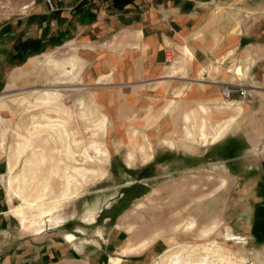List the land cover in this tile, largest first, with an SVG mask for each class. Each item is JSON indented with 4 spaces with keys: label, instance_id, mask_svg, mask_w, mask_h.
<instances>
[{
    "label": "rangeland",
    "instance_id": "rangeland-1",
    "mask_svg": "<svg viewBox=\"0 0 264 264\" xmlns=\"http://www.w3.org/2000/svg\"><path fill=\"white\" fill-rule=\"evenodd\" d=\"M34 1L0 0V20L3 23L10 24L13 20L20 17L22 30L27 33L25 29L31 24V16L36 11ZM227 3V10L223 12L225 13L224 19L228 21L232 32L240 33L243 41L240 49L234 51L236 56H234L233 60L231 58L233 62L228 64L225 60H219L216 66L224 62L225 66L223 67L225 70L219 68V72L214 71L213 73L215 74L212 75L206 73L202 77L184 74L185 72L183 71L185 70L183 67L186 66L185 62L178 64L177 69L175 68V75L171 79H166V81H170L169 95L162 97L158 101L159 104L163 102L164 105H168L163 107L162 110L170 107L166 114L162 113V110L158 111L159 113L157 112L158 115L154 113L152 101L148 97H146L147 101L145 100L142 106H138L137 102L132 100L135 98H130L131 95L129 94L132 92L129 91L130 85L121 87L112 79L102 82L91 81L88 77L90 68L83 61H81L75 81L64 85L54 83L58 72L52 70L46 65L47 63H43L45 56L51 54L55 60L59 61L63 60V58L77 57V46H74L77 42L69 43L67 41L62 44L60 41H56L60 44L46 49L41 44L36 45L33 40L31 41L24 37L20 44L23 51L19 52V48H17L16 52H11L14 57L17 55V59L13 58L8 62V74L2 86H0V160L5 159L8 164L11 162V165H15V169L9 171L18 177L26 168L25 161L31 156V153L36 150L40 153V156L47 155L48 161L46 159L38 164L35 178L31 181L33 183L30 184L24 195L32 196L37 191H44L45 188L43 186L47 185L49 190L46 191V194L51 199V197L61 193L64 186L58 175L52 174L50 177L49 171L53 169L59 173L66 166H71V164L73 166L76 165L75 167L80 166L76 163H71L66 158L67 156L64 155L61 145L58 142L55 143V140L46 133L34 136L31 139L33 146L17 161L14 152L17 150L19 143L22 142L21 136H29V132L34 130V123L42 121L44 116L57 117L54 112L50 111V107L39 105L37 98L42 92L55 91L62 94L63 100L66 99L63 102L67 101L68 107L75 114V119L72 121L71 119H66L65 124L77 140L85 141L86 143L93 140L91 138L93 124L84 121L82 113L85 112L91 117L92 112H96L98 109V113L107 114L109 118L107 121V132L104 135H99L100 137L97 136L96 139L100 140L99 142L105 145L114 157H111L112 161L110 160L111 163L106 167L108 176L105 181L102 182L98 179L99 181H95V183L97 182L96 184L84 187L85 189L83 190L86 193L84 196L87 197L107 196L109 202H111V210L117 208L115 211L116 215L126 208L121 214L128 212V215H130L127 229L126 227L124 228L126 231H130L132 237L130 243L132 244L128 241L127 244L129 243L130 246L125 249L140 247L139 244L146 241L142 247L133 253L131 252V254H127L125 257L120 254L113 256V258L120 257L122 264H127V261L135 262V264H144L142 262L150 252L155 255L152 262L149 263L153 264L159 256L172 247L201 245L208 244V242L221 244L225 241L233 245L232 255L236 259H246L247 264H264V244L250 243L243 246L242 243L227 240L226 235L229 232L227 230V233H225L227 226L235 227L240 219L234 215L231 217L232 212L227 211V219L225 221L221 220V226H219L220 222L218 219L213 220L204 227L199 226L195 218L188 220L190 217L188 214L196 212L197 206L195 204L198 201L201 202V195H206L207 190L210 191L208 193L209 196L218 192L216 189L221 184L222 179H226L227 185L218 196L216 195L215 198L209 200L211 213L214 215V212L217 213L218 211V198H220L221 209L225 199H229L230 204H232L233 196L236 195L239 189L238 184L236 185L234 181L239 177H247L248 168L245 162L243 163L245 160L243 155L250 148L247 136H250L251 132L257 134L261 131L264 134V0H228ZM32 57L38 58L42 63H33L31 65ZM172 57L173 55L169 56L170 61L168 62V66L171 68L176 66ZM155 82L150 81L147 89L154 85ZM195 85L196 87H193ZM207 85H212L217 89L218 97L215 99H204L202 102L199 99L198 105H207L210 111L225 114L216 118L207 114L206 119L209 121V126L212 128L216 127L221 121L227 120L230 116H236L237 120L233 130L227 134L228 136L216 150H208L210 152H208L206 162H203L201 156H203L204 150L207 148H200L199 151H172L161 145V140L166 138L164 137L165 132L161 131L165 130V126L159 129V124L163 119L170 118L172 114L174 124L172 130L176 132V136L180 137L179 139L184 138V126L182 123V126L176 125L178 122L176 119L192 109V103L187 101L186 104H183L178 101L180 98H184L185 95L187 96L190 87L197 89V95H201L202 91L200 89L204 88V86L207 87ZM98 87L104 88L108 92H115V90L121 92L122 90L124 94L121 98L123 102L120 104L122 112L118 115V122H124V128H119L118 125H115L113 116H109L111 111L113 113L116 110L114 105L112 106L113 109L109 111L106 106L101 105V107L96 105V103V106L93 104V94L97 91L95 88ZM227 88L232 91L230 98H225L223 95L224 90ZM175 91L177 92L176 94ZM178 91L181 92V95ZM192 91L189 94H195L196 96L194 89ZM69 98L72 99L67 100ZM173 99L178 100L171 106ZM128 101H130L128 103L129 107L126 108L124 106H126L125 104ZM229 101L240 103L243 111L237 114L238 111L236 110H228L224 102ZM105 110H108V112H105ZM133 119H136V121L140 120V122L144 123V125L147 124L149 127L145 129L141 125L142 127L139 126L140 128H137L138 123L133 121ZM135 128L142 135L145 134L142 137L143 140L141 139V142L143 141L142 144H145V140L152 143V129L160 130L154 138L155 142L153 141L154 143H152V145L154 144V159L147 164L143 163L140 158L134 164L129 165L127 163L129 149V146L126 145L127 136ZM44 141L48 145L44 144ZM263 146L264 137L259 144L254 146V149H261ZM182 147L188 149L187 143L181 142L179 148ZM219 151L223 154V160L215 161V153ZM256 153L259 154L258 151ZM259 155L264 156V154ZM237 156H240V158L236 160ZM78 159L79 163H82L84 158L78 157ZM97 166H100L99 159L87 165L88 168L91 167L93 169H97ZM126 166H129L128 169L133 173L128 178H123V174L127 170ZM222 166L224 168H221ZM48 178L49 180L46 182ZM215 186L217 187L213 189ZM122 194L125 195L123 198L121 197ZM18 197L21 198V201L17 198V202L22 204V197L19 195ZM186 197H193L194 206L192 211L190 209L186 212L185 207L181 206L183 199H186ZM230 204L229 206H231ZM129 205L130 207L127 209ZM28 213L31 216L34 214L33 211H27L26 215ZM192 221L196 222L197 229L190 233L185 229V225ZM213 223H216V229L208 238H202L201 231L203 228H207ZM236 231L238 230L235 228ZM135 245L137 247H134ZM106 262L109 264L108 259Z\"/></svg>",
    "mask_w": 264,
    "mask_h": 264
},
{
    "label": "crops",
    "instance_id": "crops-1",
    "mask_svg": "<svg viewBox=\"0 0 264 264\" xmlns=\"http://www.w3.org/2000/svg\"><path fill=\"white\" fill-rule=\"evenodd\" d=\"M227 2L228 0H35L36 11L31 16V24L25 29L27 33L22 30L20 17L10 24L0 20V86L7 77L8 62L17 57L11 55V52H16L17 48L19 52L23 51L20 44L24 37L46 49L67 41L77 42L74 45L78 51L75 57L90 68L88 77L91 81L112 79L121 87L130 85V98H135L132 100L138 106H142L148 97L152 101L154 113L160 112L163 107L168 106L158 102L169 95L170 81L166 79L175 75L178 64L185 62L184 74L202 77L206 73L212 75L215 74L214 71L219 72V68L225 70L224 62L216 66L219 60H225L228 64L233 62L236 56L234 51L240 49L243 41L240 33L232 32L228 21L224 19L223 12L227 10ZM172 55L176 66L171 68L168 62ZM35 59L38 58L32 57L31 65ZM150 81L156 82L147 89ZM193 87L189 89H194L196 93L197 89ZM95 89L97 91L93 98L97 94L101 98L99 106H106L109 111L114 105L116 110L113 113L111 111L109 116H113L115 125L124 128V122H118V115L122 112V90L108 92L101 87ZM200 91L201 95L196 93V96L188 92L178 102L186 104L191 101V108H195L199 106V99L202 102L204 99L218 97L217 89L212 85L204 86ZM173 100L176 103L178 99ZM129 102L124 107L128 108ZM183 116L184 113L176 119L179 122L176 125L182 123L184 126ZM133 121L138 123L137 128L149 127L140 120ZM162 122L159 129L165 126V130H161L165 132L164 137L180 138L172 130V114ZM159 129H152V143L155 142ZM249 135L247 142L251 149L246 150L243 155V163L248 168L247 177L233 180L239 189L233 196L232 204L229 199H225L221 209L218 198L219 214L211 213L209 200L218 196L227 185L226 179H222L221 184L213 188L217 187L218 192L209 196L210 191L207 190L206 195H201V202H196V212L188 214V220L195 218L198 225L204 227L215 219L219 220L221 226V220L227 219V211L232 212L231 217L234 215L240 219L235 227L228 225L225 233L229 230L227 235L232 234L235 239L232 241L242 243L243 246L250 243L264 244V156L256 153L257 148L254 150L264 134L260 131ZM221 142L205 147L207 149L200 146L187 147L188 149L166 147L172 151L205 149L201 157L206 162L210 152L208 150H216ZM222 156L220 151L215 153V161L223 160ZM239 158L237 156L236 160ZM9 166L11 167V162L8 164L5 159L0 160V264H107V259L110 260L117 254L122 255L121 252L132 244L131 233L124 228L127 229L130 215L128 212L121 214L126 208L116 215L117 208L111 210V202L105 195L87 197L83 193L80 199L74 200L54 215L55 219L46 216L35 220L30 218L29 213L26 215L28 219L19 218L15 213L21 204L16 199L21 201V198L16 195V184L12 189L9 187L10 179L15 177L9 171ZM126 168L123 178H128L133 173L128 169L129 166ZM107 176L100 180L105 181ZM224 182L225 185L222 186ZM124 196L121 195L122 198ZM192 201L193 197L183 199L181 206L185 207L186 212L190 209L192 211ZM129 207L130 205L127 209ZM35 221L41 224L37 225ZM235 228L238 231L235 232ZM128 241L130 244H127ZM154 256L150 252L142 263H151ZM127 264L135 262L127 261Z\"/></svg>",
    "mask_w": 264,
    "mask_h": 264
},
{
    "label": "bare ground",
    "instance_id": "bare-ground-1",
    "mask_svg": "<svg viewBox=\"0 0 264 264\" xmlns=\"http://www.w3.org/2000/svg\"><path fill=\"white\" fill-rule=\"evenodd\" d=\"M33 63H42V61L39 59H35ZM43 63H47L46 65H48L52 70L58 72L56 81H54V83L58 85H64L66 83H71V81H75V79L77 78L76 76L79 73V68L81 66V62L76 57L63 58V60L59 61L55 60L51 54L45 56V61H43ZM71 99L72 98H69L67 100ZM64 100L62 94L55 91H49L45 93L42 92L40 94V96L37 98L39 105L48 108L50 107V111L54 112L57 117L55 118L48 115L49 117L44 116L42 121H36L34 123V130L29 132V136H21L22 142L19 143L17 150L14 152V156H16L17 161H19V159L29 150V148L33 146L31 144V139L41 133H46L53 140H55V143L58 142L61 145V148L64 150V155L67 156L66 158L69 159L71 163H76L80 167H75L76 165L73 166V164H71L70 166L68 164L69 166H66L59 173L58 171H54L53 169L49 171L50 177L52 174L58 175L64 186L62 192L51 197V199H49V196L46 194V191L49 190L47 185L43 186L45 188L44 191H37L36 194L32 196L24 195V193L29 189L30 184L33 183H31V181L35 178L36 172L38 170V164L44 162L48 158L46 157L47 155L40 156V153L36 150L31 153V156L25 161L26 168H24L23 173H21L18 177L15 176L14 179L11 178L9 182V187L11 189L13 188L14 184L18 185L16 195L22 197V204L15 214H17V216L19 218H22L23 220L28 219L26 217L27 211H33L34 214L32 216L30 215V218H33L35 220L37 218L42 219L46 216L55 219L54 215H57L74 200L80 199V197L84 193L83 189L88 187L90 184L95 183V181H97L98 179H103L108 174L106 167L110 164L112 153L105 147V145L99 142L100 140L98 141L96 139L97 136L104 135L107 132V121L109 120L107 114L98 113L97 109L96 112H92V116L90 117L89 114L83 112L82 117L84 121L93 124L91 130V138L93 140L87 143L85 141H79L75 138V135L71 133V131L65 124L67 121L66 119H71V121L74 120L75 114H73L71 108L68 107L67 101L63 102ZM92 100L94 105L96 103V105L99 106L98 102L101 100V98L97 94H95V97ZM173 103H175V100L171 102L172 105ZM224 104L227 106L228 110L230 109L238 111L237 114L243 111V107H241L240 103H238L237 101L224 102ZM169 108L170 107H166L165 109H163L162 113H167ZM207 114L210 117L212 116L215 118L225 115L221 112L214 113L210 111V108L207 107V105H199L195 108H192L184 113L183 116L185 130L184 138L172 139L166 137L161 140V145L174 149L175 147L179 148L181 142L184 141L187 143L188 148H196L197 146L205 148L207 146L220 143L221 140L226 138L227 134L233 130V126L237 120L236 116H230V118L221 121L219 125L212 128L211 126H209V121L206 119ZM144 135L145 134L142 135V133L135 128L127 136L126 145L129 146L127 163L129 165L134 164V162L138 158H140L143 163H149L154 159V147L152 143L147 140H145V144H142L141 142V137H143ZM44 144L47 143L44 141ZM257 149L259 154H264V146L261 149ZM57 150L59 149L57 148ZM78 157L84 158L82 163H79ZM97 159H99L100 163V166H97V169H95V165L94 169L91 167H87L89 163L92 164ZM14 169L15 165H11L9 170L12 171ZM48 180L49 178L46 179V182H48ZM224 185L225 182L222 184V186ZM37 222L35 221V223ZM39 223H37V225ZM30 224L33 223L31 222ZM196 227L197 224L195 221L189 222L185 225V229L190 233L196 230ZM215 229L216 223H213V225L208 226L207 228H203V230L201 231L202 238H208V236L212 234ZM226 236L227 240H235L232 234H228ZM145 243L146 241L140 243L139 246L142 247ZM134 247L137 246L135 245ZM140 247L124 249L121 253L122 255L131 254V252H135ZM233 248V245H231L227 241L221 244L208 242V244L193 246L181 245L167 249L161 256H159L155 260L153 264H247L246 259H236L232 255ZM109 262L110 264H122L120 257L111 258Z\"/></svg>",
    "mask_w": 264,
    "mask_h": 264
},
{
    "label": "built area",
    "instance_id": "built-area-1",
    "mask_svg": "<svg viewBox=\"0 0 264 264\" xmlns=\"http://www.w3.org/2000/svg\"><path fill=\"white\" fill-rule=\"evenodd\" d=\"M232 94V91L229 90L228 88L226 90H224L223 95L225 98H230Z\"/></svg>",
    "mask_w": 264,
    "mask_h": 264
}]
</instances>
